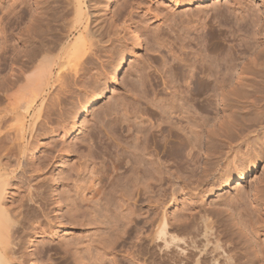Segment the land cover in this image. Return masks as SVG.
I'll return each instance as SVG.
<instances>
[{"label": "bare ground", "instance_id": "bare-ground-1", "mask_svg": "<svg viewBox=\"0 0 264 264\" xmlns=\"http://www.w3.org/2000/svg\"><path fill=\"white\" fill-rule=\"evenodd\" d=\"M115 1H117V0H115ZM129 1L125 0V6L130 7L131 10H130V8H127V7L124 9L125 10L129 9V13L132 16L131 11H133V7L135 5L138 7L139 3H138V1H135V0H132L130 2ZM173 1L175 4H178V2L181 3V0H179V1L173 0ZM193 1H197V0H182V2H185L187 4H191ZM198 1L203 3V2H206L207 0H198ZM2 2H3V5H2ZM4 2H5V4H4ZM113 2H112V0H7V1L6 0L5 1L0 0V14H1V16H0V35L3 38L2 39L0 37L2 39L1 40L2 42L0 43L1 44L0 45V51H1L0 55H2V57H4L3 55H6V54H2V53H5L6 48L8 49V47H10V46L7 47V39H5V38H7L6 32L8 33V31H7L8 28H11L9 26L12 24V22H15V24H17V23L19 24V23L23 22L22 23L23 26L20 27V31L18 32V35L16 37L17 38L16 44L18 47L16 48V46H15L16 49L15 48L12 49V52H11L12 56L9 57V58H11L13 66L11 67V64L9 65L10 66V68H9L10 72H8V74L6 73L7 77H3L4 75L2 77H0V264H27V262H29L31 260L30 259L28 261L29 257L31 258V255L34 254V253L28 254V253L23 252L25 250V249L23 250L24 246L27 245V243L29 244V242L31 243V240L33 242V238H30L31 240L29 239L30 240L29 242H28L27 238H29L31 236L33 237L34 234H44L45 233V227H43V225L45 226L44 223H46V222H44V221H45V218L47 217L45 215V209H46L45 205L47 204V203H45V199H46L47 195H45V194L47 193L46 191H48V190L45 191V189H47V187L44 188V186L46 184L43 183L44 189L43 188L40 189L41 188L40 187L39 188L40 190L36 188L41 184L40 182H39L40 184L39 185L36 184L38 186H34V188H33V186H30L31 187V188L29 187L30 190H27L28 193L26 195L24 194V196H26L25 198H27L26 200H23V199H25L24 196H23V198H21L22 199L21 202L19 201L20 199L17 198L18 199V200H16V201H18L17 202L18 204L16 205L17 208L15 206H13L16 209H14L11 206L12 204L8 205L7 201H5V200H7V199H5V191H6L5 187L6 186L8 187V185H9L8 184L9 178L14 180L20 176L22 177L24 174H27V171L29 168L34 167L33 165H30V164L23 162L27 158L26 153L28 152V150L30 148L31 140H33V139L38 140V137L40 135L41 130L44 131V129L47 128L45 123L46 124L49 123L47 120H49L48 119L49 114L51 116L50 111H53L54 109L60 110L59 108L63 105L61 103L62 99H63L62 97L66 96L65 94L70 95L71 93H73L72 91L76 89V88L73 89V87H76L78 85V82L81 84V82L83 81L81 78L88 71H90L89 70L90 64L92 66L93 62L96 61V64H98V67H101V68H104L107 66L112 67V65L115 64L113 62L115 61L114 55L117 53L116 50H119L121 48L120 46H122V47L124 46V42L127 41L125 39V37H126L125 35H127V33H128L127 31L130 28H127L128 25L125 26L126 24L121 25V24L116 23V22H118V20H122V19H120V17H122L121 16V10L124 6H121L118 3H122V5H124L123 1L122 2H119V1L114 2V4H118V7H120L121 9H119V8L117 9V5H116V8H114L113 15H110V16L108 15L109 6ZM215 2H217V0L213 1L212 3H215ZM262 2H263V6H264V0ZM141 3L142 2H140V4ZM126 4H128V5H126ZM116 9L119 11V13H117L118 11ZM126 12L123 11L122 13H126ZM129 13H128V15H129ZM193 13H195V12H193ZM122 15H124V14H122ZM124 16L126 17L127 15H124ZM131 16H130V18H131ZM114 18L116 20H114ZM130 18L127 17V18H123V19H126V21H128V19H130ZM191 18H193V17H191ZM201 18H202V16H201ZM197 20H198V18H197ZM150 21H152V20H150ZM143 22H144V20L142 21V23ZM147 22H149V21H147ZM123 23H125V22H123ZM182 23H183V21H182ZM215 23H217L218 26H220V21L218 18L216 19ZM18 24H17V26H18ZM140 24H141V22H140ZM263 24H264V22H263ZM141 25H144V24H141ZM145 27H147V25ZM197 27L194 29V25H193L194 31H196ZM201 27H203V29L205 28L204 26H200V28ZM158 28H160V27H156V31H154V29H152L151 31L150 30L147 31L145 28H144L145 30H143V31L149 33V34L146 33V35L148 38L151 36L150 40L155 41L156 47H158L159 46L158 44L160 43V42L158 43L159 39L157 38V37H159V34H158L159 29ZM184 29H186V28H183V32H185ZM198 31H199V28H198ZM134 34H132V35H134ZM138 36L134 35V38H135V42H137L138 46H140L139 45L140 44V39H139L140 37H138ZM177 36H176V38H177ZM185 36H186V34H185ZM185 36H183V37H185ZM187 36H188V34H187ZM216 36L217 35H213V34H210L207 32H205V33L203 32V34L200 33V35H197V37H195V38L193 37L194 39L192 38L195 43L193 41L191 43H194V46H199L197 48L198 50L195 53L193 52L192 54H194V57L196 56V58H195L196 62L195 63L200 65V66L198 65L200 67V69H198L199 70L198 73H199V75L201 74V76L196 77V75L194 74V72H196L195 70L197 69L196 68L197 64L194 67V68H196L194 70V72H193V70H191V68H190L191 71L188 70V71H190L187 74V79L189 81L187 79H186V81H184L185 84L187 83V87H186V89L188 88L187 92L184 91L185 92V93L183 92L184 95L181 93L184 96V97L182 96L181 98H180V96L174 97V92H173V94L169 92L170 94H172V98H169L170 101L168 100L170 102V104L168 106H166L167 105L166 104L165 105L166 107H164V109H162V107L164 105L159 103L162 106L160 105L161 107L159 108L161 110V111H159L160 115L158 114L160 119H158V123L156 122L157 123L156 126L153 125V127H152L150 125L151 128H149V129L146 128L147 130L146 129L143 130L145 125L142 126V124L140 123V125L142 127H139L140 126V125H138L139 122L137 123V125H138L137 128L139 127L138 133L139 132L143 133V131H146L147 134H145V135L142 134L140 136L137 134V129H136L135 133L138 136L136 137V135H135L134 142H135L136 138H137L136 142H138L139 136H140L139 139L140 138L142 139L143 137L145 139L143 141L141 140L143 143H141V141H140L139 142L140 144H137L135 142V144L131 143L132 144L131 145L129 143L130 149L127 147V151L129 152V156H128V154H125L129 158L127 157L128 159L126 158V160L124 161L122 159V156H121L122 154L120 155V157L118 156L119 154H117L116 157L121 158L123 160L122 162H121V159H120V161L118 159H116V161H119V162L114 161L113 163L114 164L116 163L115 166L112 163L111 166H114V167H110L109 170L105 165H104L105 167L102 166L103 169L105 168V170H101L102 171V172L100 171L101 173L98 171L101 174L100 177H97V176L95 177L94 175L92 176L90 174L92 177H91V180L89 179L90 182L88 184L89 186L87 187V189L89 190V193L91 195L90 197L87 198V197H84L85 195H83L84 194V192H83L84 185L83 184L85 183L84 182L85 179L82 180L84 183H82L80 181L82 184L80 186L77 185L79 187H77L75 185L77 187L76 189H77L78 193H75L76 189L74 190L75 192L73 191V193H75V195H76V194H79V192L80 193L83 192L81 194L83 196L80 199L78 198L79 196L76 197L77 199L76 198L75 199L73 198V199L74 200L79 199V201L81 200L83 202L84 201L86 202L87 199H89L92 204L93 203L95 204L96 209H93L94 208V206H93V208H92L93 210L91 209V211H90L88 209L87 211H85L87 208L86 209H84V208L87 207V205L85 207H83V209H84L83 210L81 207L82 203L79 204L81 201L78 203H77V201H72L70 204L71 208L70 209L68 208L69 210H67L65 213V214L69 215V218H67V219H69V221L72 224L76 223V224H81L84 226L85 225L91 226V227H93V229L94 228L95 229L96 228L101 229L100 232L97 229H96V232H94L95 231V229H94L92 231V234L96 233V240L91 238L87 242H85L83 240V237H77V238H73V237L61 238L60 237V240L57 242L58 251L61 252L63 255H65V254L71 255V257H73V260H74V262H76V264H88V262H90L91 260H93L95 262V264H97L96 261H98V264H101L99 262H106V261L108 262V264H117L118 262L116 261V257L118 254L116 251H114L115 250L114 246H115L116 241L119 239H121L124 243L128 239H130L131 235H129L130 233L128 231L129 229L127 228V226L133 222V215H135L134 210H132L131 206H130L134 200L136 201L134 196L136 197V195H138L137 199L140 198V200H139L140 203L141 204H142V202L145 203V201H146L145 199L147 197H149V195L147 196L146 193H147V190L149 188L148 184L150 183V180L152 182L153 181L155 182V183L153 182L155 184V187L153 184V188H156V192H157L158 190L163 189V184H162L163 181H161V180H163L164 176H166L168 179L170 178L169 180L167 179V182L169 181L168 183H170V180H173V179L180 180V178H183L182 173L184 171H182V168H180V166H175V163H174L173 164L174 167L171 166L172 168L166 169L164 164H163L164 162L161 159H159L160 157L159 158L155 157V154H153L154 156L152 155V153H154V152L151 151L153 149L150 148L151 140L147 138V137H150V136H148L150 134V133H148V130L151 131V129L154 130V128H155V130L157 129L158 134H162L164 132L163 130L165 129V128L163 129V127L165 126L166 128H168V129H165V131L167 130V132H168V133L167 132H165V133L169 134L168 136H172L173 135L172 132H174V134L176 132L177 134H175V135H178L179 132H180V134H179L180 136L184 135L183 136L185 138L184 146H186V147H179L178 148L176 146L178 148V149H176L177 151L172 149L173 152L170 151V153H171V156H172L171 159L173 160V162H176V161L178 162L179 160L182 161L181 158L184 159V163L186 165L185 170L190 169L189 168L190 166L192 169L194 168L193 164L196 163L195 159H197V157L199 156V155H196L194 153V150H195V148L201 149V146L202 145L204 146V149H203V150H205V152H204L205 157L204 158L208 159L207 160L208 163L205 161V164L206 163L207 164L202 166L204 168V169L202 168L203 169L202 174L200 173L199 177L196 176L198 178L197 181L195 179V181L197 182L196 188H198V187L201 188V185H203L204 183H205V185L206 184L208 185L211 182H212V186H217L220 184L228 186L229 184H231V180L234 178L237 179L238 181H242L243 178L248 173L253 172L256 169L257 165H259V166L261 165L264 167V36H261V37L258 36V39L256 40L257 43L260 44V46H256L257 70L254 72L252 79H249L247 77V75L244 74V72H239L237 74L236 80H234L232 83L233 84L232 85L233 90L231 92H225V95H227L228 93L229 94L232 93L233 96H238V93H240V95H247L252 91L256 95L255 105H254L253 110L244 109V108H246V106L241 107L242 110L241 109L236 110V111H238L237 113L239 115V119L243 123L239 126H234V125H231V124H233V121L230 120L229 121L230 125H228L226 127L218 128L214 132L211 128L209 130H207L208 127H206L207 126L206 122H208L207 119L209 118V117H207V113H205L206 115H202V116L198 113L201 116V119H200V116L197 115V117L199 118V120L197 119V121H199L198 122L199 124H197V122L193 116L194 114H192V113H195L194 112V105L191 104L190 102H188L189 97L193 98L195 100L204 99L206 102L204 104V105H206L205 110L208 111L207 109H208V107L211 108L210 105H212V101H214V97L218 94V90L220 89L221 90L220 92L222 94V92H224V88L230 83V80H229L230 75L228 76L227 67H224L223 68L224 71H222V72H221L222 69H219L221 73H219V71H218V75L219 74L220 75L217 76V73H215L217 77L214 76L215 78H213L212 64H211V61H208V58L210 57L209 51H208V46L213 44L212 42H214V40H216ZM180 38H178V39L180 40ZM127 39L129 40V37ZM183 39L181 38L182 41H183ZM186 39H184V40L186 41ZM190 39L188 37L187 40H190ZM211 40H212V42H211ZM190 41H188V43ZM156 43H158V44H156ZM150 44L152 47V45H154V42L150 43ZM108 48H110L109 50H110L111 54H109L107 57L104 54L105 57L107 58V60L104 61V57H103V59H101L103 56L102 54L104 52H106V50ZM185 49H187V47ZM185 49H184V51H185ZM189 50H190V48H189ZM193 50H194V48H193ZM10 51H11V49H10ZM156 51L157 50H155V52ZM181 51H183V50H181ZM106 54H107V52H106ZM124 58H125V55H123L119 65L116 67V70H117L116 75L122 74V71H123L122 66H123ZM193 60H194V58H193ZM222 60H225V58L223 57ZM116 61H117V59H116ZM14 65H15V67H14ZM115 66H116V64H115ZM217 67L220 68V66H217ZM149 68H150V66H149ZM106 69H109V68H106ZM139 69H140V67H139ZM142 69H143V67H142ZM110 70H112V68ZM138 70H136V71L140 75V72L142 70H140V71H138ZM103 71H104V69H103ZM106 71H108V70H105L104 73ZM137 73H136V75H137ZM6 74H5V76H6ZM89 74L90 73H88L87 76L90 77ZM98 75H96L97 79L101 77L100 75H99L100 77H98ZM104 75H107V73ZM139 75H137V78H138V79L136 78L137 80H139L140 77L142 76L141 75L140 77H138ZM93 76H94V74H93ZM89 77H87V80H89ZM102 77H104V76H102ZM211 77L214 79V80L211 79L213 82L211 80H209ZM97 79H96V81H97ZM90 80L93 81V78H91ZM91 81H89V82L91 83ZM89 82H88V84H90ZM134 83H138V81L133 82V87H134ZM209 83L210 84L213 83V85L211 86L212 93H208V91L210 90V88H208V85H210ZM138 84H140V83H138ZM143 84H142V86H143ZM164 84H169V82L167 83V81H166V83H164ZM170 84H173V83L170 82ZM82 85H84V84H81L80 86H82ZM96 85H98V84H96ZM136 85L137 84H135V86ZM174 85H176V84L174 83ZM174 85L171 86V88H170L171 90H173L172 88H175V87H173ZM80 86H78V88ZM86 86L87 85H85V87L82 86L83 88L81 87V89L85 88L87 90L88 89L87 87H90L91 85H89L87 87ZM92 86H94V85H92ZM138 86H140V85H138ZM138 86L136 88H138ZM164 86H166V85H164ZM131 87H128L126 89L128 90ZM169 87H170V85H169ZM78 88H77V90H78ZM90 89H93V87L89 88L88 90H90ZM134 89L135 88H131L133 93H134V91H133ZM135 90H137V89H135ZM162 90H163V88H162ZM95 91L96 90L94 89V92ZM140 91L142 92V90H140ZM87 92H89V91H87ZM87 92H85V93H87ZM127 92H126V94H127ZM132 92L130 91L129 94ZM143 92L140 94L143 95L144 94ZM92 93H93V90H92ZM97 93H94V95H92L91 99H89V104H90L89 108H91V106H93L94 104H97L99 102L100 94H97ZM137 93H138V91H137ZM74 94L75 93H73V95ZM185 94L189 95V97L187 98V95L185 96ZM73 95H72L71 99H73ZM130 96H132V95L130 94L129 97ZM120 97H121V95H120ZM185 97H186V99H185ZM65 98L67 100V97H65ZM65 98H64V100H65ZM68 98H69V96H68ZM117 98H118V96H117ZM134 98H136V96ZM174 98H179L181 103L179 102L178 99H174ZM122 99L118 98L116 100V102L114 101L115 104L112 101L114 104L113 105L114 107L113 106H112V108L109 107V110L111 108L113 113L115 111H117L118 105H120V104H118V102L120 101L119 103H121V105L124 104V99L123 100ZM66 100H65V103H66ZM70 100H68V101H70ZM114 100H115V98H114ZM121 100H122V102H121ZM161 100H163V99L161 98ZM177 100H178L179 104L177 103ZM1 101L6 102L4 106L1 105V104H3V102L1 103ZM112 102H110L108 104H112ZM152 102H151V104H152ZM163 102L164 101H162V103ZM80 103H82V102H80ZM125 103H126V101H125ZM163 104H165V103H163ZM69 105H70V103H69ZM77 105H79V104H77ZM116 105H117V107H115ZM126 105H130V104H128V102H127ZM153 105H156V104L153 103L152 106ZM109 106H111V105H109ZM64 107H65V105H64ZM113 108H115V109H113ZM63 110H66V108L62 109V112L59 113V114H61V116L63 113L67 112V111L63 112ZM105 110H106V113H104L105 111L104 112L102 111V114H104V115H102L100 113V116L102 117V119L100 118L99 115H98L99 118H97L98 116L97 117L95 116L96 121H97V124L96 123L95 124L98 125V122H99L98 127H100V125H103V126H105V128H103V129H106L109 127L108 123H106L104 125L105 118L107 119L108 116L112 115L111 114L112 112L107 115V111H109V110H107V109H105ZM157 110L155 112H157ZM239 110H241V111L244 110V112L240 113ZM57 111H56V113H58ZM222 111H224V109H222ZM136 112H138V111H136ZM129 113L131 114V112H129ZM133 113H134V111H133ZM52 114H54V112H52ZM115 114H116V112H115ZM124 114L121 116V117H123V120H124L125 116L127 117V115L130 118L128 113L125 116H124ZM175 114H178V118H179L180 114L182 115V116L180 115L181 118H179V119L186 120V123H184V124H183V121L181 120L183 125L186 124L185 126L180 125L181 122L179 123L178 121H175V119L173 117V116H175ZM68 115L70 117L71 114L68 113ZM134 115L137 116L138 114H134ZM58 116H60V115H58ZM137 117H139V116H137ZM176 117H177V115H176ZM64 118H63V120H64ZM151 118H153V117H151ZM178 118H176V119H178ZM68 119H70V118H68ZM135 119H137V118H135ZM60 120H62V119L60 118ZM200 120H202V122ZM66 121H68V120L66 119ZM108 121H109V119H108ZM119 121H122V120H119ZM124 121L126 122V120H124ZM105 122H107V121H105ZM64 123H66V122H64ZM124 124L126 125V123H124ZM128 124L129 123H127V125ZM129 125H128V127H129ZM135 125H136V123H135ZM198 126L201 127L202 129H204V127H206L204 129V131L206 133L204 136L201 133L202 130L200 131V129H199L200 132L198 131V129L195 130ZM88 127H90V126H88ZM128 127H127V129H125V131L126 130L128 131V129H129ZM110 128L112 129V126ZM131 130H132V128H131ZM131 130H130V132H131ZM141 130H143V131H141ZM46 131H47V129H46ZM49 131H52V130H49ZM96 131H97V129H96ZM108 131H110V130H108ZM108 131L106 130V132H108ZM154 131H151V132H153V134H151V135H152V137L154 136L155 137L154 140H156L157 139L156 136L158 134L156 131L154 133ZM97 132H99V131H97ZM110 132H112V131H110ZM130 132H128V133H130ZM198 132H199V134H198ZM96 134L98 135V134H100V132L96 133ZM41 135H42V133H41ZM83 135L86 136L85 133ZM87 135H88V133H87ZM106 135H107V133H106ZM110 135H111V133H110ZM114 135H116V134H114ZM164 135H163V137H164ZM85 136H84V138H85V140H87ZM116 137H118V135ZM133 137H134V135H133ZM157 137L160 138L161 135L157 136ZM84 138H82V136H81V139L84 140ZM87 138L89 140L93 139L91 136H87ZM171 138H173V137H171ZM83 140H81V141L83 142ZM89 140H87V141H89ZM154 140H152V141H154ZM157 141H155L154 143L152 142V144L154 145V150L156 148ZM126 142H127L126 145L119 143L118 146L120 144H122V146L124 148V145H125V147L128 146L127 145L128 141L126 140ZM181 142H182V140H180V144L183 145ZM86 143H88V142H85V144ZM89 143H90V141H89ZM86 145H88V144H86ZM181 145H179V146H181ZM70 146H69L70 151H73V149L71 150ZM89 147L90 148H88V146H87V148L90 151L91 146L89 145ZM124 149H126V148H124ZM74 151H75V147H74ZM174 151H176V152H174ZM66 152H68V151H66ZM76 152H78V151L76 150ZM79 153H81V152H78L77 154L79 155ZM83 154H81L83 157L79 156V157H81V159H83L82 162L84 160L87 161V159H84L85 155H83ZM149 154H151V155L149 156ZM86 155H88V154H86ZM147 155L149 157H147ZM88 156L90 157V160L92 161L91 156L90 155H88ZM152 156L155 157L154 161L156 160V162H154V161L152 162V160H153ZM150 157H152L151 162H150ZM45 158L46 157H44V159ZM23 159H25V160H23ZM46 159H48V158H46ZM46 159H45V161H46ZM147 159H148V162H147ZM146 162L148 165H150V168H148V165L146 164ZM87 163H89V162H87ZM220 163L221 164L224 163V167L223 166L220 167V165H221ZM37 164H38V162H37ZM28 165H30L31 167ZM185 165H183V166H185ZM41 166H42V163H41ZM41 166L39 164L38 166L34 167V170L32 168V171L34 172V174L41 171V169H40ZM71 166L73 167L72 169L74 171L77 169V167H75L74 164H71ZM86 166H87V164H86ZM102 167H100V168H102ZM121 168H122L123 172L121 171L120 173H122V174L118 173L119 177L115 178L114 173H116L117 170L119 171V169H121ZM72 169L70 171H72ZM79 169L76 170V173L78 171L79 172L82 171V168H81V170H79ZM96 169L100 170L98 168H96ZM194 169H193V172H194ZM202 169H200V170H202ZM112 170H113V176L114 177L111 174ZM29 171H31V170H29ZM32 171L30 173H32ZM92 171H93V168H92ZM189 171L190 170H188V172ZM190 172H189V174H190ZM193 172H191V173H193ZM94 173L95 172H93V174ZM66 175H69V173L65 174V175L63 174L62 176L60 175L59 178H61L62 180L65 179V180H67L66 182H68V180H70V179H68V177ZM36 177H38L37 174H36L35 178ZM22 178H24V176ZM175 180H173V181H175ZM19 181H22V180H19ZM76 182L77 181H75V183L74 182L73 183L76 184ZM96 182H97V184H95ZM152 182L150 184V188H151ZM24 185L27 186V183ZM172 186H171V188H172ZM12 187H14V186H12ZM26 188L27 187H25V189ZM153 188H151L152 189L151 191L150 190H148V191L152 192ZM191 189H194V188H191ZM260 191L261 192H258V196L256 195L257 194L256 193L255 196L252 197V199H253L254 197L257 196L258 201H257L256 205H253L251 202H250V204H248L249 203L248 201L254 202L253 200H255L256 198H254L253 200H251V199L250 200L248 199L246 201L243 200V202L240 201V202H242V204L240 205V207L242 209L239 207L238 208H239L240 212H242V213H239L238 212L239 210L236 211V209H238L237 206H239L236 204H237V202H238V204H240L239 200H242L244 198L242 196L244 194V192H243V194H239V197L235 198L234 200L231 199L227 203H225L223 205V207H221L223 209L222 211L220 208H215L214 211H215L216 215H213L214 212L212 210H210V211H212L213 213L210 212L209 210H205L204 207L203 208L199 207V209L197 208L196 210H198V211L195 210V213H193L194 211H192L191 214L189 213V216L190 215L191 216H190V218L188 217V219L183 222L184 224L181 223L182 220L179 222L180 224H178V225L175 223H169L170 221H168L167 218L164 217L165 215L163 214L162 216H160V215H158L159 214L158 212H157L158 214L156 215V218L148 219L146 217V219L144 218L145 219V220H143L144 224L142 222L143 226L141 227V228H146V232L145 233H143V232L137 233L136 238L138 241L133 245V247L136 248L134 251V253H136V255L135 254L132 255V258H130L129 256L131 253H128L126 256H122V257L124 259H129L131 261V263L134 259L136 264H264V240L261 244L262 246L261 247L259 246L260 248L259 247L257 248L258 250L255 247L256 246V243H255V246H254L256 249L255 250L252 247L253 245L250 244V242L248 240L249 236L248 237L246 236L247 235L246 233H248V231L250 232L248 234H251L254 236L258 235L261 232L264 233V189L262 188ZM134 192H135V195H134ZM17 193H19V192H17ZM73 193H71V194H73ZM237 193H240L239 190H237ZM21 194L19 193V198H20ZM147 194H149V193H147ZM156 194H158V193H156ZM160 194H161V192H160ZM145 195H146V197H145ZM153 195H154V193H153ZM143 196L145 198H144V200L142 199L143 200L142 201L141 198H143ZM65 197L66 196L61 197V198L65 199ZM156 197H157V199H156ZM156 197L154 198L155 200L153 199L155 201V203L157 205L161 204L159 202V198H162V197H160V195H159V198H158V195H156ZM245 199H246V197H245ZM131 200H132V202H131ZM148 201L149 200H147V202ZM160 201H161V199H160ZM46 202H47V200H46ZM136 202H134L133 204H135ZM255 202H256V200H255ZM87 203H88V207H89V202H86V204ZM243 203H245V205ZM77 204H79V205H77ZM234 204L236 205L235 211L234 210H230L231 212L227 211V209L229 210V208H232V206L234 207ZM97 205L100 207L97 208ZM155 205H154V207L157 206V205L156 206ZM242 205H244V206H242ZM82 206H84V204ZM95 210H96V212H94ZM261 210L263 211V214H260L262 212ZM207 211H209V212H207ZM232 211L237 212L239 216L236 215V213L232 214ZM88 212H90V213L88 214ZM258 212H259V215H258ZM86 213L89 215L88 217H86L87 216ZM241 214H244V215L246 214V217L248 216L247 218H249L251 220L253 218H255V220H254L255 225H253L254 223L252 224V223L246 221L247 219L246 220L244 219V221H242L243 219L240 217ZM256 214L258 215V218L254 217V216H256ZM158 216H160V217H158ZM183 216H185V215H183ZM234 216L237 217V222L233 221V219L235 218ZM241 216H243V215H241ZM238 217L240 218L239 223H238V219H239ZM182 218H184V217H182ZM32 221L36 222L34 226H32V223H31ZM241 226H243V229ZM251 226H255V227L257 226L256 231L254 230L255 227H252L253 228L252 230L255 231L256 233H253L252 230H248ZM138 227L136 225L137 229H138ZM102 228L105 231H102L103 230ZM257 232H258V234H257ZM178 236H180V238H178ZM263 236H264V234H263ZM251 237H249V238H251ZM46 239L48 240V238H46ZM253 239H254V237H253ZM253 239H251V240H253ZM255 239H257V237ZM255 239L253 240L254 242H256L258 240L257 239L255 241ZM45 240H44V242H45ZM47 240H46V242H48ZM44 242H39V243L42 244ZM257 245H259V244H257ZM42 246H44V245H42ZM30 252H32V251H30ZM35 258L33 260H35ZM84 259H87L88 261H85Z\"/></svg>", "mask_w": 264, "mask_h": 264}, {"label": "rangeland", "instance_id": "rangeland-1", "mask_svg": "<svg viewBox=\"0 0 264 264\" xmlns=\"http://www.w3.org/2000/svg\"><path fill=\"white\" fill-rule=\"evenodd\" d=\"M113 1L114 2H118V1L124 2V5H122V3H118L124 7L121 10V16L122 17H120V19H122V20H118V22H116V23L121 24V25L126 24L125 26L128 25L127 28H130L129 30L131 31L130 32L128 30L127 35H125L126 36L125 39L127 40V41L125 40L127 43L124 42L125 47L120 46L121 50L120 49L116 50L117 55L116 54L114 55L115 61L113 62L116 64V66L114 64V65H112V67L107 66V67L101 68V67H98V64H96V61L93 62L92 66L90 64L89 70L91 72L88 71L81 78L84 81V82L82 81L83 83L81 82V84H84V85H82L84 87H85V85H87V86L94 85V86H92L93 89H90L91 91L88 90L89 88H92L91 86L90 87L86 86L88 88L87 90L85 88L81 89L82 86H80L81 84L78 82V85L76 87H73V89H75V88L76 89L72 91L77 96L75 94L73 95V93H71L70 95L65 94L66 96L62 97L63 98L62 102H61L63 104V105L61 104L62 108L59 106L60 108L59 107L58 108L60 110L54 109L53 111H50L51 116L49 114V118H48L49 120H47L49 123L48 124L45 123L47 128L44 127L45 128L44 131L41 130L40 135L38 137V140L33 139L30 142L31 145H30V148L28 150L29 153L28 152L26 153L27 158H26V160L23 159V160H25L23 162L30 164V165H33L34 167L38 166L39 164L41 166V163H42L43 167L42 166L40 167L41 171L34 174V172L32 171V168L34 170V167H31L30 165H28L31 168L28 167L29 169L27 171V174L23 175L24 178H22L23 176L22 177L20 176L21 178L18 177L17 179H14V180L9 178L8 181L10 183L8 182V184H9L8 187L7 186L5 187V189H6L5 199H7L5 201H7L8 205L12 204L11 205L12 207L13 206L16 207V205L18 204L17 203L18 201H16V200L20 199L19 201L20 202L22 201L21 198H23L24 194L26 195L28 193L27 190H30V188H31L30 186H33V188H34V186H38L41 183L40 184L41 186L39 185L36 188L39 189L41 187L40 189H42L44 186L43 185V183H44V184H46L44 186V188L47 187V189H45V191L48 190V191H46L47 193L45 194V195H47L46 199H45V203H47L45 205L46 206L45 208L47 209V210L45 209V215L47 217L45 216L46 218H45L44 222H46V223H44L45 226L43 225V227H45V233L44 234H34L33 237L31 236V237L27 238L28 242L31 240L30 238H33V242L31 240V243L30 242H29V244L27 243V245H25L23 248V250L25 249L23 252L28 253V254L34 253L33 254L34 256L31 255V258L29 257V259H28V261L30 259L32 261L30 260L29 261L30 263L27 262V264H32V263L33 264L34 263L35 264H76V262H74L73 257H71V255H69V254L63 255L61 252L58 251L57 242L60 240V237L61 238L83 237V240L85 242L89 241L91 238L96 240V233L92 234V231L95 228L93 229V227H91V226H87V225L84 226V225L76 224V223L72 224L69 221V219H67V218H69V215L65 214V213L67 210H69L71 208L70 204L72 201H77V203H78L81 201V200L79 201V199L83 195H85L84 197H87V198L91 196L89 193V190L87 189V187L89 186L88 184H89L91 177L93 175L95 177L101 176V174H100L102 172L101 170H105V168L103 169L102 166L105 165L108 168V170L110 169V167H114L116 163L114 164L113 162L114 161L119 162L121 159V158L116 157L117 154H119L118 155L119 157L122 154L121 155L122 159L124 161L126 160V158L129 156V152L127 151V147L130 149L129 143L135 144V142L137 141V138H136L135 142H134L135 135H136V137L138 135L141 136L142 134L145 135L147 133H146V131H143V130H145L146 128H148V129L151 128L150 125L152 127H153V125L154 126L157 125L158 119H160V117H159L160 112L159 111H161L159 108L162 105H164L162 107V109H164V107H166L170 104L169 98H172L173 92H174V97L180 96V98L184 95L185 92H187V89H188V88L186 89L187 83L185 84V82H184L187 79V74L191 70H193V72H194V70L197 68L195 70L196 72H194V74L196 75V77L201 76V74L199 75V73H198L199 72L198 69H200V67H199L200 65L195 63L196 62V59H195L196 56L194 57V54H192L193 52L195 53L198 50L197 48L199 47V46H194L195 42L193 39L195 37H197V35H200V33L203 34V32L204 33L207 32V33H210L213 35H217L216 40H214V42H212V40H211V42L213 44L208 46V51H209V56H210L208 58V61H211V64H212L213 78L219 76L220 74L218 75V71H219V73H221L222 71H224V69H223L224 67H227L228 76L230 75L229 76L230 83L224 88V92H222V94L220 92L221 90L220 89L218 90V94L214 97V101H212V105H210L211 108L208 107V109H207L208 111L205 110L206 105H204V104L206 102L204 99L195 100L193 98H190L189 95L185 94V96L187 95V98L189 97L188 102H190L191 104L194 105V112L195 113H192V114H194L193 116H194L197 124H199L198 123L199 121H197V119L199 120L197 115L202 116V115H206L205 113H207V117H209L207 119L208 122H206V125H207L206 127H208L207 130H209L211 128L215 132V130H217L218 128H222V127H226V126L230 125V122H229L230 120L233 121V124H231V125L239 126L243 122L239 119V115L237 113L238 111H236V110L241 109V107H245V106H246V108H244V109L253 110L254 105H255L256 95L252 91L247 95H240V93H238V96H233L232 93H230V94L228 93L227 95H225V92H231L233 90L232 89V85H233L232 83L234 80H236L237 74L239 72H244V74L247 75V77L249 79H252L254 72L257 70L256 46H260V44H258L256 40L258 39V36H260V37L264 36V24H263V22H264V11H263L264 6H263V2H262L263 0H217V2H215V3H212L215 0H207L206 2H203V3L199 2L197 0V1H193L191 4H187L185 2H182V0H181V3L178 2V4H175L173 0H140V1L135 0V1H138L139 6L137 7L135 5L136 7L135 6L134 7L136 9L133 7V11H131L132 16L129 13V9H126V10L124 9L127 7V6H125V0H122V1L121 0H117V1L112 0V2ZM126 1H129V0H126ZM130 1H132V0H130ZM114 2L109 6V9H108L109 10V13H108L109 16L113 15L114 8H116V5H117V9L118 8L121 9L120 7H118V4H114ZM140 2H142V3L140 4ZM4 4H5V2H4ZM2 5H3V2H2ZM126 5H128V4H126ZM127 8H130V7H127ZM130 10H131V8H130ZM123 11H125V12L127 11V12L122 13ZM193 12H195V13H193ZM117 13H119V11ZM128 13H129V15H128ZM122 14L127 15V16L125 17ZM0 16H1V14H0ZM130 16H131V18H130ZM190 16L193 18H191ZM201 16H202V18H201ZM127 17L130 18V19H128V21H126V19H123V18H127ZM197 18L199 21L197 20ZM217 18L220 21V26H218V24L215 23ZM114 20H116V19L114 18ZM143 20H144V22L142 23ZM150 20H152V21H150ZM139 21L141 22V24H144L145 26L147 25V27H145L144 25H141ZM147 21H149V22H147ZM182 21H183V23H182ZM123 22H125V23H123ZM22 23L23 22H21L19 24L17 23L18 24V26H17V24H15V22H12L13 25L11 24L9 26L12 29L8 28V30H7L8 33L6 32L7 38H5V39H7V47L8 46H10V47H8V49L6 48L5 53H2V54H6V55H3L4 57H2V55H0V77H2L3 75H4L3 77H7L8 72H10V70H9L10 66L9 65L11 64V67L13 66L11 58H9V57L12 56L11 55L12 49L15 48V46H16V48L18 47L16 44L17 43L16 37L18 35V32L20 31V27L23 26ZM193 25H194V29L198 26L196 31H194ZM200 26H204L205 28L204 29H203V27L200 28ZM156 27H160V28H158L159 29V31H158L159 37H157L159 39V40L157 39L158 43L159 42L160 43L159 44L156 43L159 45L158 47L155 46V41L150 40L151 36L149 38L147 37L146 33L147 34H149V33L143 31L145 29L147 31H149V30L151 31L152 29H154V31H156ZM183 28H186V29H184L185 32H183ZM198 28H199V31H198ZM132 34L137 35V36L139 35L138 37H140L139 38L140 39V44H139L140 46H138L137 42H135L134 35H132ZM185 34H186V36H185ZM187 34H188V36H187ZM176 36H177V38H176ZM183 36H185L187 39H188V37H189V39L191 38L190 39L191 41L187 40ZM0 37L2 38L1 35H0ZM128 37H129V40L127 39ZM180 37L182 39L183 38L186 39V41L184 39L182 41ZM1 38H0V43L2 42L1 40L3 39V38L2 39ZM178 38H180V40ZM188 41H190V42L188 43ZM192 41L194 43H191ZM149 42L150 43L154 42V45H152V47H151V44ZM184 47L185 48L187 47V49H185ZM9 48L11 49V51ZM189 48H190V50H189ZM193 48H194V50H193ZM109 49L110 48H108L106 50L107 54H106V52H104L102 54L103 56L101 59H103V57H104V61L107 60L106 57L109 54H111ZM184 49H185V51H184ZM155 50H157V51L155 52ZM181 50H183V51H181ZM0 54H1V51H0ZM104 54L106 55V57ZM123 55H125V58L123 61V66H122V68H123L122 74L116 75V72H117L116 67L119 65ZM223 57L225 58V60H222ZM193 58L195 61L193 60ZM116 59H117V61H116ZM196 64H197V66H196ZM149 66H150V68H149ZM195 66H196V68H194ZM217 66H220V68ZM14 67H15V65H14ZM139 67H140V69H139ZM142 67L144 70L142 69ZM106 68H109V69H106ZM111 68H112V70H110ZM190 68H191V70H190ZM103 69H104V71L105 70H108V71H106L104 73ZM219 69H222L221 72ZM136 70H138V71L142 70L140 72V75L137 73ZM188 70H190V71H188ZM88 73H90L89 74L90 77L87 76ZM106 73H107V75H104ZM136 73H137V75H139L138 77H140L142 75L139 80H137L138 78H137ZM215 73H217V76ZM5 74H6V76H5ZM93 74H94V76H93ZM96 75H98V77H100V78L97 79ZM86 76L89 77V80H87ZM102 76H104V77H102ZM91 78H93V81L90 80ZM213 78L211 77L209 80H211ZM96 79H97V81H96ZM89 81H91V83ZM137 81L140 84L134 83V87H133V82H137ZM166 81H167V83L169 82V84H164V83H166ZM88 82L90 84H88ZM170 82H172L173 84H170ZM174 83L176 85H174ZM96 84H98V85H96ZM135 84H137V85L135 86ZM142 84H143V86H142ZM138 85H140V86H138ZM164 85H166V86H164ZM169 85H170V87H169ZM172 85H174L173 87H175V88H172L173 90L170 89ZM212 85H213V83L208 85V88H210L208 93H212V91H211ZM78 86H80V87L78 88ZM137 86H138V88H136ZM128 87L135 88L137 90L134 89L133 90L134 93H133L131 88L128 90L126 89ZM77 88H78V90H77ZM162 88H163V90H162ZM94 89L96 90L95 92H94ZM92 90H93V93H92ZM129 90L133 93V94L130 93L132 95L130 97H129V95H130ZM140 90H142V92L144 91L143 95L140 94V93H142ZM87 91H89V92H87ZM137 91H138V93H137ZM85 92H87V93H85ZM126 92H127V94H126ZM169 92L172 94H170ZM94 93L100 94V99H99V102L97 104H94L93 106H91V108H89L90 107L89 99H91V97H92V95H94ZM72 95H73V99H71ZM120 95H121V97H120ZM68 96H69V98H68ZM117 96H118V98L124 99V104H122L123 106L121 105V103H119L120 101L118 102V104H120V105L117 104L118 105L117 111L120 114L117 111H115L116 114H115V112L113 113L112 109H111L112 106L115 104L116 100L118 99ZM135 96H136V98H134ZM65 97H67V100ZM64 98L66 100V103H65ZM114 98H115V100H114ZM161 98L163 100H161ZM174 99H178L180 102L179 98H174ZM185 99H186V97H185ZM68 100H70V101H68ZM122 100H121V102H122ZM178 100H177V103H178ZM3 101H1V103ZM112 101L113 102L115 101L114 104ZM125 101H126V103L128 102V104H130V105H126ZM162 101H164L163 103H165V104H163ZM80 102H82V103H80ZM110 102H112V104H108ZM151 102H152V104L155 103L156 105L152 106ZM5 103L6 102H3V104H1V105L4 106ZM69 103H70V105H69ZM159 103H161L162 105ZM77 104H79V105H77ZM64 105H65V107H64ZM109 105H111V106H109ZM117 105L115 107H117ZM109 107H111L110 108L111 111L109 110ZM65 108H66V110H63V112L67 111L66 112L67 114L63 113L61 116V114H59V113H61L62 109H65ZM105 109L110 111V112L107 111V115L112 112L111 114L113 116L111 115V116H108L107 119L105 118V121H107V122L104 121V125L106 123H108L109 127L106 129H103V128H105V126H103V125H100L101 128L98 127L99 122H98V125H96L97 124L96 117L98 115L100 116V113L102 114V111L103 112L105 111L104 113H106ZM113 109H115V108H113ZM222 109H224V111H222ZM156 110L158 113L155 112ZM241 110H239L240 113L244 112V110L243 111H241ZM56 111L58 113H56ZM133 111H134V113H133ZM136 111H138V112H136ZM52 112H54V114H52ZM129 112H131L132 115ZM68 113L71 114L72 116L70 115V117H69ZM127 113L129 114L130 118L128 117ZM123 114H124V116L127 115V117L126 116L124 117V120H126V122L123 120V117H121ZM134 114H138L137 116H139V117H137ZM58 115H60V116H58ZM102 115H104V114H102ZM176 115H177V117H176ZM180 115H179V118H181V116H182V115L181 116ZM63 116L65 118L67 117L66 119L68 121H66V119ZM99 116L97 118H99ZM201 116H200V119H201ZM57 117L58 118L60 117L62 120H60V118L58 119ZM151 117H153V118H151ZM173 117H174L175 121H178L179 123L181 122L180 125H182V126L186 125V124L183 125L184 123H186V120L179 119L178 114H175V116H173ZM63 118H64V120H63ZM68 118H70V119H68ZM100 118L102 119L101 116H100ZM135 118H137V119H135ZM176 118H178V119H176ZM108 119H109V121H108ZM119 120H122V121H119ZM181 120L183 121V124H182ZM200 121L202 122V120H200ZM64 122H66V123H64ZM124 123H126V125ZM127 123L130 124V125L128 124L129 127H128ZM135 123H136V125H135ZM137 123H138V125H140V123L142 124V126L145 125L144 129L141 130V131H143V133H141V132L138 133V128L142 127V126L140 125L137 128V126H138ZM59 125L60 126L62 125L63 127L62 126L60 127ZM110 125L112 126V129L110 128L111 127ZM88 126H90V127H88ZM127 127L129 129H128V131L126 130L127 131L126 132L125 129H127ZM206 127H204V129ZM131 128L133 131L131 130ZM164 128L168 129L165 126L163 127V129ZM46 129H47V131H46ZM96 129H97V131L100 132V134H98V135L96 134V133H99L96 131ZM136 129H137L138 135L135 133ZM165 129L163 130L164 132L162 134H158L157 129L155 130V128H154V130L158 134V135L157 134L156 135L157 136L161 135L160 138L156 136V138H157L156 140H154L155 137L154 136L152 137V135H151V134H153V132H151V131H154V130H152V129H151V131L148 130V133H150L148 136H150V137H147V136L146 137L151 140L150 148L153 150H151V149L150 150L153 151L154 153H152L151 151L150 152L152 153V155L155 154V157H158V158L160 157L159 159H161L164 162L163 164H164L166 169L172 168L171 166H173L174 163H175V166H180V168H182V171H184L182 173L183 178H180V180H178V179L175 180L172 178L175 181L170 180V183H168L169 182V181L167 182L168 178L166 176H164L163 180H161V181H163L162 182L163 189H161L162 191L158 190L157 192H156V188H153V184L155 182L153 181L154 182L153 183L150 180V183L148 182L149 183L148 184V187H149L148 190L151 191L152 190L151 188H153V191L150 192L147 190V193H149V194L146 193V195L147 196L149 195V197H147L148 199L147 198L145 199L146 200L145 203H143L142 201L144 200L146 195H145V197L143 196V198H141V200L143 199L141 201L142 204L139 201L140 198L137 199L138 195H136V197L134 196V198L136 199L137 202L135 200L132 202V200H131L132 204L130 206H131V209L134 210L135 215H133V222L128 225L129 227L127 226V228L129 229L128 231L130 233L129 235H131L130 239H128L125 243L121 239H119L116 241L115 246H114V249H115L114 251H116L118 254L116 257V261L119 264H136L134 259L131 263V261L129 259H124L122 256H126L128 253H131L129 257L132 258V255H134V254L136 255V253H134L136 248L133 247V245L138 241L136 238L137 233H142V232L145 233L146 232V228H141L144 224L143 220H145L146 217L148 219H150V218H156V215L158 213H159L158 215H160V216H162L164 214L165 215L164 217H166L167 220L170 221L169 223H175L178 225V224H180L179 222L181 220H182L181 223H183L184 221H186L188 219V217L190 218L191 215L189 216V213L191 214L192 211H194L193 213H195V210L197 208L199 209V207L200 208L204 207L205 210H209V211L212 210L214 213H215V211H214L215 208H220L222 211L223 209L221 207H223V205L225 203H227L231 199L234 200L235 198L239 197V194H243V192H244V194L242 196L244 198L242 200H239L240 204H238V202H237L236 205H239V206H237V208L238 207L241 208L240 205L242 204L243 200L244 201H246L248 199L253 200L254 198H256L255 199L256 202H255V200H253L255 203L252 201H248L249 203L248 202L247 203L250 204V202H251L253 205H256L257 201H258V199H257L258 192H261L260 190L262 188L264 189V171H263L264 167L261 165L260 166L257 165L256 169L253 172L248 173L243 178L242 181H238L235 178H234L235 180L232 179L231 184H229L228 186H225L223 184H220L217 186H212V182H211L208 185L207 184L205 185V183H204L203 184L204 186L201 185V188L200 187L196 188L197 187L196 181L198 179L197 177H199L200 173L202 174L203 169H204L202 166H204L208 163V161H207L208 159L204 158L205 157V153H204L205 150H203L204 146L202 145L201 149L195 148L194 153L196 155H199V156L198 157L196 156L197 157V159H195L196 163L193 164L194 165L193 167L195 168V169L193 168L194 172L190 166L189 167L190 169H188V170H190L193 173H191L189 171L190 172V174H189L188 170L187 169L185 170L186 165L184 163V159L181 158L182 161L179 160L178 162L177 161L173 162V160L171 159L172 156L170 153V151L173 152V150H176L179 147H186V146H184V144H185V138L183 137L184 135L180 136L179 135L180 132L178 135H175L177 133L175 132V134H174V132H172L173 135L171 134L172 136H168L169 134H167L168 132H167V130L165 131ZM197 129H198V131H199V129H200V131L201 130L203 131V132L201 131L203 136L206 134L204 129H202L201 127L198 126L195 130H197ZM49 130H52V131H49ZM106 130L107 131L110 130L112 132H110V131L106 132ZM130 130H131V132H130ZM155 131H154V133H155ZM128 132H130V133H128ZM165 132H167V133H165ZM199 132H198V134H199ZM41 133H42V135H41ZM84 133L86 134V136L83 135ZM87 133H88V135H87ZM106 133H107V135H106ZM110 133H111V135H110ZM114 134H116V135H114ZM117 135H118V137H116ZM133 135H134V137H133ZM163 135H164V137H163ZM81 136H82V138H84V136H85L87 140H89L88 139L89 137L87 138V136H91L93 138V139L91 138L93 141L89 140L90 141V143H89V141L85 140V138H84V140L81 139ZM139 137H138V142H136L137 144H140L139 142L141 140L143 141L145 139L143 136H142L143 137L142 139L141 138L139 139ZM171 137H173V138H171ZM81 140H83V142ZM126 140L128 141V144H127L128 146L125 147V145L127 143ZM152 140H154V141H152ZM180 140H182L181 143L183 145L180 144ZM84 141L88 142V143H86L88 145H86ZM142 141H141V143H143ZM155 141H157V144H156V148L154 150V145L152 144V142L154 143ZM119 143L125 144L124 148H126V149L123 148L122 144H120L118 146ZM89 145L91 146L90 151L88 149V148H90ZM179 145H181V146H179ZM69 146H70L71 150L73 149V151H70ZM87 146H88V148H87ZM74 147H75V151H74ZM76 150L78 152H81V153H79V155H78L77 154L78 152H76ZM66 151H68L69 153ZM176 151H174V152H176ZM81 154L85 155L84 159H87V161L84 160L82 162L83 159H81V157H83V156ZM86 154L91 156L92 161L90 160V157ZM125 154H128V156ZM150 155L151 154H149V156ZM79 156H81V157H79ZM149 156L147 155V157H149ZM44 157H46L48 159L45 158L46 159V161H45ZM152 157H150V162L152 159H153L152 162L154 161L155 157H153V158ZM116 159H118L119 161H116ZM122 159H121V162L123 161ZM148 159H147V162H148ZM205 161L207 162L206 164H205ZM37 162H38V164H37ZM87 162H89V163H87ZM147 162H146V164H147ZM154 162H156V160ZM112 163L114 164V166H111ZM71 164H74L75 167H77V169L75 168L76 170H78L79 168H80L79 170H81V168H82V171L81 172L78 171L76 173V170L74 171L72 169L73 167L71 166ZM86 164H87V166H86ZM183 165H185V166H183ZM222 166L224 167V163H222L220 165V167H222ZM100 167H102V168H100ZM92 168H93V171H92ZM96 168H98L100 170H97ZM148 168H150V165H148ZM71 169H72V171H70ZM200 169H202V170H200ZM29 170H31L33 174L30 173L31 171H29ZM98 171L99 172L101 171V172L99 173ZM121 171L123 172L122 168L119 169V171L117 170L116 173H114L115 178L119 177L118 173H120ZM93 172H95V173L93 174ZM68 173H69V175H66L68 177V179H70V180H68V182H66L67 180H65V179L62 180L61 178H59L60 175L62 176L63 174L65 175ZM36 174L38 175V177L35 178ZM111 174L113 176V170H112ZM120 174H122V173H120ZM195 179H196V181H195ZM19 180H22V181H19ZM82 180H84L85 183ZM75 181H77L76 184H74ZM80 181L82 183H84L83 184L84 190H85V191L83 190L84 194L81 195L83 192L82 193L79 192V194L75 195V193H78L76 188L82 184ZM151 182H152V185L150 188ZM26 183H27V186L24 185ZM36 184H38V185H36ZM95 184H97V182ZM75 185L76 186L79 185V186L76 187ZM12 186H14V187H12ZM171 186H172V188H171ZM25 187H27V188L25 189ZM154 187H155V184H154ZM191 188H194V189H191ZM237 190H239L240 193H237ZM73 191L75 193H73ZM154 191L158 194H156ZM159 191L161 192V194ZM17 192H19L20 194L22 193L20 195V198H19V193H17ZM71 193H73V194H71ZM153 193H154V195H153ZM155 194L158 195V198H159V195H160V197H162V198H159V202L161 203V204L158 203L159 205H157L154 201L155 200L154 198L156 197ZM255 194L257 196L252 199V197L255 196ZM134 195H135V192H134ZM64 196H66L65 199L68 197L66 199L67 201L64 198H61ZM77 196H79L78 197L79 199L74 200ZM25 197L26 196H24V198ZM245 197H246V199H245ZM26 199L27 198H25L23 200H26ZM156 199H157V197H156ZM160 199H161V201H160ZM46 200H47V202H46ZM88 200L89 199H87L86 202H89V207H88V203L86 204L85 201H84L85 203L83 201H81L79 203V204L82 203L81 204L82 209L86 205H87V207H85L84 209H86V208L87 209L85 211H87L88 209L91 211L93 206H94L93 209H96L95 204L94 203L92 204L90 202V200L89 201ZM147 200H149L148 201L149 203L147 202ZM240 201H242V202H240ZM134 202H136L137 204L136 203L133 204ZM245 203H243V204L245 205ZM79 204H77V205H79ZM83 204H84V206H82ZM154 205L156 207H154ZM236 205L234 204V207L232 206V208H229V210L226 208L227 211H229V212H231L230 210L235 211ZM244 205H242V206H244ZM15 207H13V208L16 209L17 207L16 208ZM98 207H100V206L97 205V208ZM239 208L236 209V211L239 210ZM196 211H198V210H196ZM209 211H207V212H209ZM212 211H210V212H212ZM234 211H232V214L236 213V215H238V213L234 212ZM94 212H96V210ZM238 212L242 213V212H240V210ZM89 213L90 212H88V214ZM214 213H213V215H216V213L215 214ZM88 214L86 217L89 216ZM260 214H263V211ZM183 215H185V216H183ZM241 215H243V216H241ZM241 215H240V217L243 219L242 221H244V219L245 220L247 219L246 221H248L252 224L254 223L253 225H255V222H254L255 218L252 217L253 219L251 220V219L247 218L248 216L246 217V214L245 215L241 214ZM258 215H259V212H258ZM258 215L256 214V216H254V217L258 218ZM160 216H158V217H160ZM182 217H184V218H182ZM239 220H240V218L238 219V223L240 222ZM233 221L237 222V217H235L233 219ZM142 222H143V224H142ZM31 223H32V226H34L36 222L32 221ZM136 225H137V227L139 226L140 228L138 227V229H137ZM241 227L243 229V226H241ZM252 227H255V226H251L248 230H252L253 229ZM96 229L99 230V232L101 230L100 228H96ZM96 229L94 232H96ZM254 230L255 231L257 230V226L254 228ZM102 231H105V230L103 229ZM255 231L252 230L253 233H256ZM248 233H250V232L248 231ZM248 233H246L247 237L252 236L251 238L248 237L250 244L253 245V246L252 245L251 246L254 249H255V247H256V249L259 246L261 247L262 246L261 244L264 240L263 239L264 233L261 232L258 234V232H257L258 235L255 234L256 236L248 234ZM253 237H254V239L257 237L258 240L255 239V241L256 240L257 241L254 242ZM46 238H48V240ZM178 238H180V236H178ZM45 239L48 242H46ZM251 239H253V240H251ZM44 240H45V242H44ZM39 242H44V243L40 244ZM255 243H256V246H255ZM257 244H259V245H257ZM42 245H44V246H42ZM30 251H32V252H30ZM34 258L36 261L33 260ZM84 260L88 261L87 259H84ZM96 262L98 264V261H96ZM99 263L108 264L107 261L106 262H99ZM88 264H95V262L93 260H91L90 262H88Z\"/></svg>", "mask_w": 264, "mask_h": 264}]
</instances>
